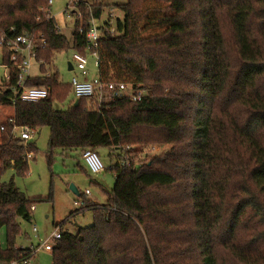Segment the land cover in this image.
I'll use <instances>...</instances> for the list:
<instances>
[{
  "label": "trees",
  "instance_id": "obj_1",
  "mask_svg": "<svg viewBox=\"0 0 264 264\" xmlns=\"http://www.w3.org/2000/svg\"><path fill=\"white\" fill-rule=\"evenodd\" d=\"M51 7L0 0V34L14 27V35L46 41L38 49L42 72L29 87L59 81L56 53L88 49L91 22L80 33L76 20L69 40ZM77 8L84 22L104 11L83 0ZM120 8L116 32L100 37L98 76L146 92L141 101L81 98L65 110L52 97L14 104L15 69L9 89L0 90V105L14 108L1 132L0 264L27 251L17 243L25 235L18 219L32 222L36 202L14 179L2 181L8 170L26 176L27 155L38 152L33 140L25 146L13 136L15 126L50 128V162L57 148H108L117 157L106 203L77 195L84 200L66 222L91 210L94 224L77 234L61 230L53 264H264V0H129ZM156 27L162 31L147 33ZM156 140L166 150L138 164L133 154L147 148L138 147ZM128 160L133 165L121 167ZM175 252L182 259L170 263Z\"/></svg>",
  "mask_w": 264,
  "mask_h": 264
},
{
  "label": "rangeland",
  "instance_id": "obj_2",
  "mask_svg": "<svg viewBox=\"0 0 264 264\" xmlns=\"http://www.w3.org/2000/svg\"><path fill=\"white\" fill-rule=\"evenodd\" d=\"M88 3V5L102 4L104 6V11L101 19L95 21L96 27H98L99 37L104 33V26L107 27V22L111 14L113 18L111 19V32H116V25L118 19H123L124 13L121 10V6L126 5L129 0H83ZM71 0H53V5L51 11L57 25L61 32L66 35V37L71 40L73 33L76 29V20L79 21V28L86 29L89 23L93 20L87 19L86 22L82 20V17H78L74 14H65L67 5ZM78 11L76 9L77 14ZM84 17V14H83ZM91 18V16L89 17ZM146 26L143 25L142 29ZM162 30L160 28L150 29L148 34L160 33ZM228 35V29H226ZM77 51L74 49L63 50L55 55V67L59 74V81L57 86L54 88V96L57 97L66 94L69 90L68 87L72 83L74 77H78L80 80L93 81L98 76V68L95 65L96 57L93 55L92 51L86 50V58L88 61L86 76L75 69L69 70V63L73 65V56ZM0 64H1V49H0ZM33 67L31 69L32 76H38L41 74V68L38 63L33 62ZM9 70L1 67L0 65V82L4 78L5 73ZM147 88V87H146ZM150 88V87H149ZM148 91V90H147ZM169 90H166L168 92ZM146 93V92H145ZM55 98V107L61 110H65L69 105L75 100L74 96L70 95L65 100L61 101ZM89 108L95 107L94 102H90ZM14 115V108L11 106H0V128L2 125ZM1 130H0V142H1ZM50 138V128L42 127L39 128L34 136L33 142L38 148L37 154L33 155L32 159L29 160V171L26 176L16 175L14 170H8L2 176L3 182H8L11 179L15 180L17 187L23 191L28 198L34 200V211L32 222H26L22 219H18L25 235L17 240L20 246H29L34 244L36 247L44 242L48 236L54 232L57 227L66 223L62 227L63 232H68L71 234H77L79 228H85L94 224V214L91 210L85 211L84 213H79L74 215L70 221L66 222L67 219L72 215V213L77 210L83 198L77 196L72 190L71 186L74 185L81 194H85L90 191V195L87 197L97 203L103 204L107 202V193L110 192L115 186V172L112 170L117 164V157L111 155V149L100 148L96 150L106 168L101 174L92 173L87 164L82 158L83 151L73 150L64 152L63 150L57 148L54 150L53 160L50 162L48 158V144ZM1 145V144H0ZM139 154H133L136 158L138 164L151 160L154 155L162 153L166 150L167 146L163 145L160 140L154 141L149 146H139L138 148L144 149ZM117 153V152H115ZM37 227L39 230L38 236L33 233V227ZM189 241L194 240L191 236L187 238ZM1 241L5 246L7 244V235L5 229L1 232ZM192 248V245H191ZM193 250V248H192ZM178 252L174 253V257H170V263H177L182 259L181 256H176ZM182 253V252H180ZM184 257L187 256L184 254ZM53 258L52 254L46 253L45 251H40L35 259H33V264H52Z\"/></svg>",
  "mask_w": 264,
  "mask_h": 264
},
{
  "label": "built area",
  "instance_id": "obj_3",
  "mask_svg": "<svg viewBox=\"0 0 264 264\" xmlns=\"http://www.w3.org/2000/svg\"><path fill=\"white\" fill-rule=\"evenodd\" d=\"M79 2L80 0H71V2L67 5L65 14L75 15L73 11L76 12V9L78 11L77 5ZM49 4L53 5V0H49ZM76 16L77 18L82 17L79 11ZM50 17L55 18L53 14H51ZM112 18L113 14L110 15L109 19L111 20ZM110 20L108 21L110 22ZM110 27L104 26L105 31ZM97 29L98 27H96V23L93 20L91 22V28L87 31L85 36L87 47L96 57L95 65L97 68H99L100 59L97 53V49L99 47L101 36L99 37ZM58 30L61 32L59 27ZM10 32L11 34H8L6 32H2L0 34V65L1 67L9 70L8 73H5L2 82H0V90L4 91L5 89H9V87L6 86L10 83L13 76V69H15L14 73H16L17 79L16 84L13 88H10L15 93V97L13 99L14 104L17 100L22 102L35 103L49 97H52L53 99L57 98L63 101L70 95H73L76 100H79L81 98L97 97L100 102H109L116 98L128 97L133 102H138L141 101L143 96L145 95L144 91L135 90L130 85L113 80L105 82L99 76H97L93 81L80 80L78 77H74L72 83L68 87L69 91L60 97H57V95L54 96L55 94L53 92L54 88L57 86V82H53V84L49 88L29 87L27 83L30 77H32V63L36 62L39 66H41L42 62L38 61V49L43 46L46 41L42 38V35L38 37L35 33L14 35V27L10 29ZM79 32L84 33V29L82 27L79 28ZM6 53L9 54V62H4ZM87 65L88 61L86 56L80 52H76L73 56V70L77 69L82 73L83 76H86L88 74ZM49 74L50 73L48 72L47 75ZM0 106L3 107L4 105ZM0 130L3 131L4 127L2 126ZM36 133V129L31 126H15L13 130V136L15 138L20 137L23 140L25 146H27L28 143L34 139ZM33 155L34 154L32 152L28 153L27 159H32ZM82 158L92 173L101 174L106 170L100 158V155L96 150L88 149L84 151ZM132 165L133 164L129 160L121 162V167H131ZM85 194L90 195V191H87ZM33 233L36 236H38L39 234V230L36 226L33 227ZM61 238L62 231L61 229H59V227H57V229L52 232L44 242L39 244L37 247L34 244H30L27 247V251H25V253L19 259L11 262L10 264H33V259H35L37 254L42 250L46 253L53 254V251Z\"/></svg>",
  "mask_w": 264,
  "mask_h": 264
},
{
  "label": "water",
  "instance_id": "obj_4",
  "mask_svg": "<svg viewBox=\"0 0 264 264\" xmlns=\"http://www.w3.org/2000/svg\"><path fill=\"white\" fill-rule=\"evenodd\" d=\"M69 70H73V66H72L71 63H69ZM76 104H78V102H76ZM71 190H72L76 195L79 194L78 189H77L74 185L71 186Z\"/></svg>",
  "mask_w": 264,
  "mask_h": 264
},
{
  "label": "crops",
  "instance_id": "obj_5",
  "mask_svg": "<svg viewBox=\"0 0 264 264\" xmlns=\"http://www.w3.org/2000/svg\"><path fill=\"white\" fill-rule=\"evenodd\" d=\"M0 144H1V142H0ZM88 167V166H87Z\"/></svg>",
  "mask_w": 264,
  "mask_h": 264
}]
</instances>
